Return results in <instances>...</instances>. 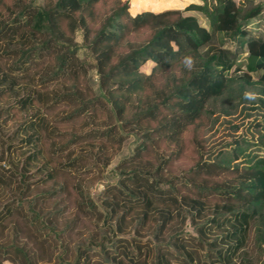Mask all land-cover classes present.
Instances as JSON below:
<instances>
[{
  "label": "trees",
  "instance_id": "16d2710c",
  "mask_svg": "<svg viewBox=\"0 0 264 264\" xmlns=\"http://www.w3.org/2000/svg\"><path fill=\"white\" fill-rule=\"evenodd\" d=\"M201 2L0 0V264H264V0Z\"/></svg>",
  "mask_w": 264,
  "mask_h": 264
},
{
  "label": "rangeland",
  "instance_id": "374dc122",
  "mask_svg": "<svg viewBox=\"0 0 264 264\" xmlns=\"http://www.w3.org/2000/svg\"><path fill=\"white\" fill-rule=\"evenodd\" d=\"M128 5H129V11L135 12L138 11L140 9H150V10H159V9H164V8H181L183 7V5L185 3H189V2H197V3H202L201 0H126ZM184 15H190L195 17V19L197 20V22L206 27L207 26V19L206 17L199 12L196 11H188L185 12ZM260 24V28L264 29V13L262 18L259 21ZM150 63H146L142 66V69L145 70L146 72L149 70L150 67ZM241 69H243V67H241ZM253 77L255 78L256 76L253 75ZM214 137H217V134L214 135ZM130 142L131 140H128L124 147L122 148V150L120 151V153L116 156L115 160H117L119 157L127 154V152L129 151V147H130ZM101 183V182H100ZM100 183H96L92 189L91 192L95 193L97 192L100 187L101 184ZM5 264H9V263H5Z\"/></svg>",
  "mask_w": 264,
  "mask_h": 264
},
{
  "label": "crops",
  "instance_id": "0c3cea01",
  "mask_svg": "<svg viewBox=\"0 0 264 264\" xmlns=\"http://www.w3.org/2000/svg\"><path fill=\"white\" fill-rule=\"evenodd\" d=\"M136 12V11H135ZM132 13H134V12H132Z\"/></svg>",
  "mask_w": 264,
  "mask_h": 264
}]
</instances>
